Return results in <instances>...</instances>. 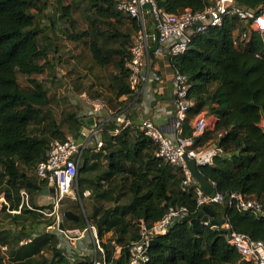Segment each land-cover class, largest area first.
Segmentation results:
<instances>
[{"label": "trees", "instance_id": "obj_1", "mask_svg": "<svg viewBox=\"0 0 264 264\" xmlns=\"http://www.w3.org/2000/svg\"><path fill=\"white\" fill-rule=\"evenodd\" d=\"M234 1L236 6L253 10L264 5V0ZM157 2L162 9L172 13L186 8L201 11L205 7L202 0ZM89 3L97 16L92 21L93 30L100 20L111 26L110 20L120 15L114 9L115 0H89ZM42 7L40 0H0V184H6L0 188V195L4 193L6 200L13 202L12 210L19 208L21 189L38 193L48 185L37 182L20 168L34 167L43 161L49 146L48 131L31 129L33 123H41L39 115L44 114L51 102L48 89L36 78L48 65L46 61L40 63L48 52L39 42L40 30L36 28V18L31 12L32 8L39 11ZM71 9V6H63L62 17L70 16ZM67 20L74 28V21ZM133 24L136 25L135 20ZM244 29L237 17H225L221 26L212 27L198 36L186 53L168 62L172 73L178 69L190 78L189 96L196 102L192 115L206 111L217 118L214 129L195 139L196 146L204 147L222 133L219 144L228 156L215 157L213 165L200 167L201 174L215 184L221 195L241 192L256 196L264 203V40L261 34L253 32L246 44L236 46L235 33ZM85 36L90 35L85 32L71 38ZM129 45V35L113 28L98 29L89 40L96 65L114 64L117 74L111 88L121 86L119 94L130 93L125 68ZM154 62L159 60L154 59ZM18 74L28 77L27 87L20 85ZM69 122V131L75 135L81 127L80 119L71 114ZM59 125L52 121L47 130L62 136ZM113 129V123H106L102 132L103 146L98 149L96 145L84 153L78 180L81 197L84 191L91 190L95 198L115 203L109 208L94 205L88 221L92 220L97 227L108 260L112 264H128L129 248L139 238L133 232L139 219L152 226L163 218L170 206H186L190 219L202 220L205 211L197 209L193 189H181V176L177 175L180 169L155 156L156 146L150 139L136 129H125L116 135L112 133ZM192 133L187 119L183 136ZM89 150L93 153L91 166L87 158ZM103 159L106 160L104 165ZM89 169L93 172L90 179L86 177ZM122 189L129 196L125 204L119 202ZM10 191H14V195L11 196ZM210 211L213 220L219 222L227 218L231 230L264 241V220L254 214L239 212L228 204L210 207ZM11 225L13 227L8 229L0 228V242H11L7 235L10 231L14 241L22 239L26 224ZM50 240L48 234L34 238L31 244L18 249L13 263L53 264L57 259L63 260L56 251L57 256L52 257L50 263L38 262ZM113 241L122 248L115 259ZM149 256L147 264H249L242 261L228 243L227 230L215 229L212 224L202 221L174 224L167 234L157 238ZM0 264L5 263L0 259Z\"/></svg>", "mask_w": 264, "mask_h": 264}, {"label": "built area", "instance_id": "obj_2", "mask_svg": "<svg viewBox=\"0 0 264 264\" xmlns=\"http://www.w3.org/2000/svg\"><path fill=\"white\" fill-rule=\"evenodd\" d=\"M202 1L205 7L201 11L186 8L172 13L162 9L157 0H115V11L130 19L132 27L125 68L128 72L127 85L133 97L138 99L151 86V83L161 80L157 73L158 64L154 62V59L172 60L173 57L186 53L198 36L205 34L212 27L221 26L225 17H237L245 27L242 32L235 33L236 46L246 44L253 32L261 34L264 40V5L253 10L236 6L234 0ZM134 20L136 25L133 24ZM172 75L174 117L170 133L165 132L151 117L135 122L127 110L111 108L104 98H95L86 91L74 98L75 102L82 101L86 106V109L82 108L78 113V117L80 116V119L93 117L95 128L82 142H79L75 135L66 136L65 139H53L49 143L45 159L36 165L35 173L38 181L46 182L47 190L51 186L55 188L54 215H51L57 217L53 225L47 226V231L56 229L58 233L63 232L61 230L63 223L58 214L61 202L65 199V195H70V198L74 196L75 190L80 195L78 179L84 153L90 149L92 139L97 137V134H99L96 140L97 148L100 149L103 146L100 134L109 122L114 124L112 133L115 135L125 129H136L150 139L156 146L155 156L174 168L180 169L181 189L184 191L193 189L197 199V209L228 204L234 206L239 212H250L264 220V203L256 196L232 192L228 195L217 193L215 197H212L205 194L193 179L186 167L185 155L194 158L197 165L202 167L213 165L215 157H227L228 154L219 144L222 133H219L218 138L208 145L196 146L195 139L201 136L209 126L204 117L198 119L191 136H183L184 124L195 108L196 102L189 96L192 87L189 76L178 69H175ZM155 101L152 99V103ZM87 192L89 190L84 191L82 196L84 197ZM19 197V213L25 206L31 211L45 213L31 204V195L27 189H21ZM3 208L8 211L10 209L4 196L0 198V211ZM189 214L186 206H170L163 218L152 226H149L144 219H139L137 221L139 238L129 248L128 264H147L150 261L149 250L152 241L167 234L175 222H181ZM223 219L226 220L225 223L220 224L217 229L221 227L227 230L228 243L236 249L241 260L249 264H264V241L231 230L227 218ZM204 224H211V219ZM80 230V237H71L70 248H66V251L62 253L63 260L57 259L53 264H112L101 245L96 226L89 224L87 228ZM87 233L90 234V238L86 236ZM36 237L22 238L17 245L19 248L27 246ZM112 246L115 249L113 258H118L122 248L115 241L112 242ZM75 252L81 255L86 253L88 256L85 255L84 259L79 260ZM0 259L5 264H14L9 244L0 242Z\"/></svg>", "mask_w": 264, "mask_h": 264}, {"label": "rangeland", "instance_id": "obj_3", "mask_svg": "<svg viewBox=\"0 0 264 264\" xmlns=\"http://www.w3.org/2000/svg\"><path fill=\"white\" fill-rule=\"evenodd\" d=\"M40 3L43 6L41 10L38 11L36 8H32L31 10V12L35 15V18H36L35 20L36 28L40 30L39 42L42 46L46 47L47 52L49 49H50L49 51L54 52V54L56 55V59L60 61L58 64V67L59 68L61 67L60 69H62L63 71L66 70L67 74H69L70 76L78 72L77 71L78 69H76L78 67V58L76 55L77 51L82 52L81 56L83 57V61L85 59L86 63H88L87 56H92L90 49H89V40L91 39V34H94V32H97L98 29L104 31V30H107V29L110 30L111 28H113V29H117L119 33L126 32L129 36L132 32V27L130 26L131 24L130 19L122 15H119L116 18L111 19L110 20L111 26H109L107 23L104 24V21L100 20V22H97L96 29L93 30L92 21L97 16L94 13V10L91 9L89 0H40ZM63 6H71L72 8L70 12V16H68L67 18L62 17L63 11L61 10V8ZM44 19L46 20L45 23H43ZM67 19L74 21V24H75L74 28L71 26L70 22H68ZM85 32H88L90 36L80 37L79 39L71 38V36H78ZM114 46H115V43L112 44V47ZM62 47L65 49H69L68 51L69 57L65 59H63V57L59 56L58 54L59 49H61ZM84 55L86 56L84 57ZM73 60L75 62H73ZM92 62L94 63L93 58H92ZM49 67L52 68L53 66L49 65ZM86 68L90 69L91 72L95 71L94 73L97 75L106 76L104 77L106 78V80L111 78L112 72L116 69L114 64H110L107 67H100L98 65L97 67L96 66L93 67L90 64H87ZM36 78L38 79L40 77L36 76ZM18 81L22 87L28 86V77L18 74ZM40 81L42 83L44 82L43 84L46 86L44 79H41ZM65 84L66 83L61 84L60 88L63 89ZM48 90L50 91V89ZM97 97H100V96H97ZM69 99L67 97L65 98V100L63 99L62 104L59 107H57V109H54L53 111H51L48 107L45 108L44 114L43 113L40 114L38 118L41 121V123L39 124L33 123L31 125V129L32 130L38 129L37 131L39 132L44 128L45 131H48L46 134H47V137L49 138V143L53 139H56V138L61 139V137L73 135L74 133H71L69 131V126H70L69 116L71 114H76L78 116V113L81 111L82 108L73 102L74 97L71 98L70 96ZM117 104L119 105V103H116V105ZM45 111H47L48 113H45ZM52 121L60 124L58 128L62 132V136H56V134H52L53 132L47 130L48 124H50ZM100 137L103 138L102 132L100 134ZM95 146H96V137L92 139V144H91L90 149L92 150V148H94ZM91 150H89L90 154H93L91 153ZM20 168L22 171L27 172V174H30L28 175L29 177L35 174L36 166L34 167L20 166ZM177 175L180 176V173ZM32 178L34 177L32 176ZM180 178L182 181V177ZM5 186L6 184L3 182L0 184V188L5 187ZM125 191H126L125 189H122L121 191V196L119 200L120 204H125L129 200V196L126 195ZM10 192H11L10 193L11 196L14 195V191H10ZM32 201L33 200H32V195H31V200H30L31 204H32ZM53 202L55 203V198L54 200H52L51 203L47 201L46 203H50V205L49 207L45 206V208L47 209V208L53 207L54 209L55 207H54ZM94 205L102 206L103 208H109V207H113L115 203L105 202V201H102L101 199L95 198L94 195H92V192H87L84 197L83 196L80 197L79 192L75 190L74 196L66 200L64 199L61 202V205L58 211L60 220L65 225L66 229H76L78 226L87 228L89 224H93L92 220H91V223H89L88 218H90L92 214ZM219 205L225 206V204H219ZM27 208L28 207L25 206L23 210L21 211V213L18 215L19 217H16L14 215L15 219H12L10 221V222H14L19 225L26 224L27 227L23 228L21 238H30L34 236L38 237L45 231L46 224L53 225L56 222L55 220L57 216L48 217L42 213L31 211L30 209H27ZM67 211H70L75 216H77L78 220H74V219L70 220L66 218L64 214ZM4 212H5V208H3L0 211V228L4 227L3 225L4 222L8 221L6 220L8 218L6 217V215L1 216V213H4ZM32 214H35V215L33 216ZM133 232L138 234L137 222L135 223ZM12 233L13 232L10 231V233L7 235L9 239L11 240L10 243H13L15 246L17 244V241H14L12 239L13 238ZM48 236L51 240L49 241L48 246L45 248L44 253H42V255L39 257L38 262L40 263L42 261H47V263H50V260L52 259V257L54 258L55 256H57L56 251L60 253L58 255L59 258H64L62 253L66 251L67 247L70 248V243L72 241L71 237L66 233V231L58 233L56 229H51L48 231ZM86 236L90 238L89 233H87ZM87 237H86V240H87ZM107 237H106V241H108ZM74 254L77 258H79V260L84 259L85 255L88 256V254L86 253L85 255H81L79 252H75Z\"/></svg>", "mask_w": 264, "mask_h": 264}, {"label": "crops", "instance_id": "obj_4", "mask_svg": "<svg viewBox=\"0 0 264 264\" xmlns=\"http://www.w3.org/2000/svg\"><path fill=\"white\" fill-rule=\"evenodd\" d=\"M45 19L43 20V23H45ZM50 50V49H49ZM48 50L47 56L45 60H41L40 63L47 62L45 67V71L43 74L37 76L39 80L44 79L45 80V88L50 89L49 96L51 98V102L48 106V108L53 111L54 109H57L62 104V100L67 97H76L80 93L84 91H88V93L91 96L97 97L100 96L104 98L109 106L114 109H123L127 110V113L130 114V116L135 120V122H139L143 118L151 117L159 126L163 128V130L167 133H170L172 131V124H173V112H174V97L172 95V85H173V75L172 70L170 69V64L167 59H160L157 63V73L160 75L161 80L159 82H153L151 83V86L145 90V92L142 94L141 97L136 99L133 97L130 93L126 94H119L120 90L122 89L121 86H118L117 89L111 88V85L113 84V78L117 74V70L115 69L112 74L111 78L107 79L104 78L106 76L104 75H97L94 72H91L90 69L86 68L87 64H90L93 67H97L92 62V56H87V62L83 61V57L81 56L82 52L77 51L76 55L78 58V69L77 73L74 75L67 74V71H63L58 67L59 60L56 59V55L54 52H51ZM69 49L61 48L59 49V56H62L63 59L69 57L68 56ZM86 55H84L85 57ZM73 62H75L73 60ZM85 62V63H84ZM55 64V65H54ZM49 65H52L53 67L50 68ZM44 83V82H43ZM64 88H60L61 84H64ZM90 88V90H89ZM152 99H155L156 101L152 103ZM70 100V99H69ZM73 102L78 105L79 107L86 109L85 104L82 101ZM116 103H119V105ZM200 117H204V119L208 122L209 126L206 128L207 130L214 129L215 123L217 121V118L214 114H211L209 112H201L198 115H192V113L189 114L188 120L192 128L195 127L198 119ZM80 119V116H79ZM81 120V119H80ZM81 123V122H80ZM84 125L81 123L80 129ZM103 132V131H102ZM99 134H97L98 137ZM96 137V140L98 139ZM102 141H104V138H102ZM88 158V165L91 166L93 163V160L91 159V154L88 152L87 154ZM103 165L106 163V160H102L101 162ZM92 170L89 169L86 177L90 179ZM27 174V172H26ZM30 175V174H27ZM34 179H36L37 182L38 178L36 176V173L32 175ZM31 176V177H32ZM47 187H44L43 190L39 191L38 193H29L32 195V204L39 207H49L52 200H54L55 196L54 194H47L46 190ZM89 192H92L91 190ZM4 194L0 195V198L3 197ZM5 197V196H4ZM49 201L50 203H46ZM9 203V206L13 204L12 201H7ZM54 203V202H53ZM40 205V206H39ZM45 213H42L48 217H51L54 215V210L52 208L42 209ZM21 213V212H20ZM19 210H12V207H10L9 211L5 210L4 213H1V216L6 215L8 217L6 222H4V229H8L10 227H13L11 224H14V222H10L14 218V215L16 217H19L20 214ZM52 214V215H51ZM47 224L45 225V231L39 235L43 236L45 234H48V231L46 230ZM18 244V242H17ZM15 245L13 243H9V245L12 248V255L13 260H15L18 255V245ZM68 248V247H67ZM45 251V250H44ZM44 251L42 253H44ZM16 255V256H15ZM21 263L22 261H18Z\"/></svg>", "mask_w": 264, "mask_h": 264}, {"label": "water", "instance_id": "obj_5", "mask_svg": "<svg viewBox=\"0 0 264 264\" xmlns=\"http://www.w3.org/2000/svg\"><path fill=\"white\" fill-rule=\"evenodd\" d=\"M80 122L84 125L83 128H81L80 131H78L75 134V138L79 141L82 142L83 139L86 137V135H91L92 132H90L91 130H93L95 128V120L93 117L87 118V119H81ZM185 162H186V167L189 169V171L191 172V175L193 177V179L195 180V182L198 184V186L200 187V189L207 195L215 197L217 195V188L216 186L213 184V182H211L210 180H208L205 176H203L200 172V166L197 165L196 160L194 158H190L188 155H185L184 157ZM47 194L51 193L54 194L55 193V188L53 186H51L48 190H45ZM203 210L205 211V216L202 218V220L200 219H190L189 216L185 217L182 222H191V223H196L198 224L200 221L202 222H206L209 221L211 219V224L214 226L215 229L218 228V226L220 224L225 223V219H222L221 221L217 222L215 220H213V214L210 211V207L208 206H204ZM64 216L70 220H78L77 216H75L73 213H68L65 212ZM178 222H175V224H177ZM61 229L63 231H66V233L73 238L76 237H80L81 236V230L76 228V229H66L64 224L61 225ZM157 242V239L152 241L151 243V247L153 245H155V243Z\"/></svg>", "mask_w": 264, "mask_h": 264}, {"label": "bare ground", "instance_id": "obj_6", "mask_svg": "<svg viewBox=\"0 0 264 264\" xmlns=\"http://www.w3.org/2000/svg\"><path fill=\"white\" fill-rule=\"evenodd\" d=\"M70 198V195H65V200L66 199H69ZM68 213H70V211H67ZM72 213V212H71Z\"/></svg>", "mask_w": 264, "mask_h": 264}]
</instances>
